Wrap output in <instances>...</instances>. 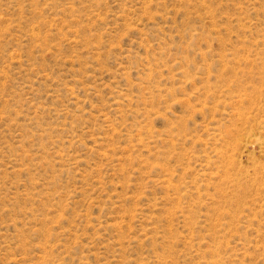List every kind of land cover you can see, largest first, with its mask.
<instances>
[{
	"label": "rangeland",
	"instance_id": "1",
	"mask_svg": "<svg viewBox=\"0 0 264 264\" xmlns=\"http://www.w3.org/2000/svg\"><path fill=\"white\" fill-rule=\"evenodd\" d=\"M0 264H264V0H0Z\"/></svg>",
	"mask_w": 264,
	"mask_h": 264
}]
</instances>
